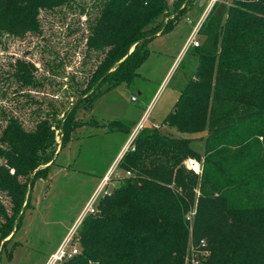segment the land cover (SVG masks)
<instances>
[{
    "label": "trees",
    "instance_id": "obj_1",
    "mask_svg": "<svg viewBox=\"0 0 264 264\" xmlns=\"http://www.w3.org/2000/svg\"><path fill=\"white\" fill-rule=\"evenodd\" d=\"M192 2L0 0V35L17 38L43 33L41 11L78 8L88 27L85 57L97 58L64 112L28 99L22 105L37 103L28 127L0 105V195L8 202L0 198V264L3 253L11 264L18 242L7 249L8 243L32 206L35 182L86 124L76 119L78 110L133 84L151 40L172 32ZM211 8L200 45L185 53L197 61L195 72L163 121L183 133L206 132L205 152L192 148V138L139 129L116 165L127 175L83 219L75 237L81 251L63 264H191L192 257L201 264H264V0H222ZM17 60L9 74L23 87L42 85L36 64ZM99 125L133 131L119 119ZM188 158L201 162L200 173Z\"/></svg>",
    "mask_w": 264,
    "mask_h": 264
},
{
    "label": "rangeland",
    "instance_id": "obj_2",
    "mask_svg": "<svg viewBox=\"0 0 264 264\" xmlns=\"http://www.w3.org/2000/svg\"><path fill=\"white\" fill-rule=\"evenodd\" d=\"M208 2L193 0L187 14L176 23L172 32L151 40L148 59L139 68L140 76L133 84L119 85L101 95L92 110H78L76 119L86 124L59 152L49 175L35 182L32 206L25 210L16 237L8 243L7 249L18 242L13 248L11 264H45L68 238L78 215L91 195L100 188L103 175L128 134L108 132L99 124L119 119L129 123L132 130L137 125V129L145 125L157 126L176 137L192 138V148L202 154L205 152L206 132L183 133L163 124V121L195 72L197 61L185 56L188 48L184 50L183 47ZM41 12L42 34L28 33L18 38L0 35V105L4 111H13L23 117L28 127L31 124L27 122L30 111L36 108L37 103L22 105L26 100H39L44 109L53 105L64 112L77 98L78 89L85 86L87 76L97 62L94 54L85 57L88 27L86 16L78 8L65 6ZM198 40L202 41L200 35ZM17 59L36 64L38 70L35 75L42 85L23 87L10 75ZM2 116L0 112V122ZM56 138L61 142L59 135ZM186 165L198 173L203 167L201 162L191 158L186 160ZM112 168L103 192L112 190L127 175L116 166ZM0 198L8 203L2 195ZM189 216H194V213ZM74 243L79 244L77 240ZM8 263L7 254L3 253L1 264Z\"/></svg>",
    "mask_w": 264,
    "mask_h": 264
},
{
    "label": "built area",
    "instance_id": "obj_3",
    "mask_svg": "<svg viewBox=\"0 0 264 264\" xmlns=\"http://www.w3.org/2000/svg\"><path fill=\"white\" fill-rule=\"evenodd\" d=\"M211 1H212V6H213L214 3L218 2V1H222V0H211ZM223 1H227V0H223ZM202 22L203 21L200 20L197 23V25L194 27V30L191 34V37L188 39L189 41H188L187 48L191 47V45H193V46H199L200 45V40H198V32H199V29L202 25ZM133 99H135V96L133 97ZM128 174H130V172H128ZM107 179H108V175H106V177H104V181H102L100 188L95 193H93V195L89 198V201L87 202L84 210L82 211L80 218L71 228V231H70L68 238L66 240H64L58 246V249L55 251L54 254L51 255L49 262L47 264H63L62 263L63 261L70 259L73 255H75L81 251L79 244L77 245L74 243V240L78 241V239L75 238L76 234L78 232L77 229L79 228L81 222L83 221V219L86 217L87 214L98 212L97 203L99 201V197L101 196V193L103 192V190L105 189V187L107 185ZM105 192H106V190L103 193H105ZM190 218H191V216H190ZM204 243L205 242L203 241L202 244H204ZM190 260H191V264H201V261L199 259H194L192 257Z\"/></svg>",
    "mask_w": 264,
    "mask_h": 264
},
{
    "label": "crops",
    "instance_id": "obj_4",
    "mask_svg": "<svg viewBox=\"0 0 264 264\" xmlns=\"http://www.w3.org/2000/svg\"><path fill=\"white\" fill-rule=\"evenodd\" d=\"M212 7V1L211 0H209V2L207 3V5H206V9L204 10V12H203V14L199 17V19H198V21H197V23L201 20V21H204L203 19H205L206 18V16H207V14L210 12V10L212 9L211 8ZM196 23V24H197ZM188 41L189 40H187V43L184 45V47H183V49L185 50V47H187V44H188ZM182 49V50H183ZM146 126V125H145ZM137 127H138V125L136 126V128L132 131V133L131 134H128L127 136H128V138L126 139V141H125V143L120 147V149L118 150V153H117V155H116V158H115V160L112 162V164L109 166V169L106 171V173L103 175V177H106V175H108L111 171H112V167H114V166H116L117 165V163H118V161H119V159L123 156V154L125 153V151L130 147V144H131V141L133 140V138L135 137V135L137 134V132H138V130L141 128V127H139V129H137ZM143 127V126H142ZM100 186H101V183H100ZM99 186V187H100ZM96 191V190H95ZM95 193V192H94ZM93 195V194H92ZM91 195V196H92ZM87 204V203H86ZM85 208V207H84ZM84 210V209H83ZM82 210V211H83ZM82 211L80 212V214L78 215L79 217L77 218V219H79L80 218V215H81V213H82ZM76 223V222H75ZM57 249H58V247H57ZM56 249V250H57ZM55 250V251H56ZM55 252H53L52 254H54ZM51 254V255H52ZM51 255L49 256V258L51 257ZM48 260L49 259H47V261L45 262V264H47L48 263Z\"/></svg>",
    "mask_w": 264,
    "mask_h": 264
},
{
    "label": "water",
    "instance_id": "obj_5",
    "mask_svg": "<svg viewBox=\"0 0 264 264\" xmlns=\"http://www.w3.org/2000/svg\"><path fill=\"white\" fill-rule=\"evenodd\" d=\"M32 180L30 181L29 185L31 186Z\"/></svg>",
    "mask_w": 264,
    "mask_h": 264
}]
</instances>
